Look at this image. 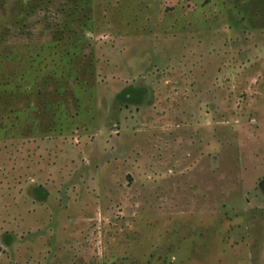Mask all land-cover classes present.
<instances>
[{
  "label": "rangeland",
  "instance_id": "1",
  "mask_svg": "<svg viewBox=\"0 0 264 264\" xmlns=\"http://www.w3.org/2000/svg\"><path fill=\"white\" fill-rule=\"evenodd\" d=\"M0 264H264V0H0Z\"/></svg>",
  "mask_w": 264,
  "mask_h": 264
}]
</instances>
